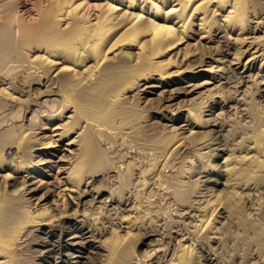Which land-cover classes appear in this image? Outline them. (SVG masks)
<instances>
[{
  "label": "bare ground",
  "instance_id": "bare-ground-1",
  "mask_svg": "<svg viewBox=\"0 0 264 264\" xmlns=\"http://www.w3.org/2000/svg\"><path fill=\"white\" fill-rule=\"evenodd\" d=\"M125 147L148 168L115 167ZM146 191L170 222L144 226ZM31 235L264 264V0H0V264Z\"/></svg>",
  "mask_w": 264,
  "mask_h": 264
},
{
  "label": "rangeland",
  "instance_id": "rangeland-1",
  "mask_svg": "<svg viewBox=\"0 0 264 264\" xmlns=\"http://www.w3.org/2000/svg\"><path fill=\"white\" fill-rule=\"evenodd\" d=\"M19 1H23V0H19ZM30 1V0H28ZM121 149V150H120ZM119 152V154H118ZM117 155V157H116ZM114 156V157H113ZM123 156V157H122ZM139 156H137V154L135 153V150L134 149H129V148H119L118 151L116 152V154H112V158H113V163H114V166L119 168L118 166H120V169L123 170V168L125 166H127L126 164H130L132 166V164H136V165H133V168L137 169L138 167V171L135 170L133 171L134 174H137V172H139V169L141 168L142 170H146L148 167V165L146 164V162H143L140 166L138 165V162L140 163L141 162V159L138 158ZM138 159L137 161L135 159ZM140 160V161H139ZM129 161V162H128ZM133 161V162H132ZM136 161V162H134ZM145 163V164H144ZM116 164V165H115ZM123 165V166H122ZM145 165H147L145 167ZM135 166V167H134ZM123 167V168H122ZM170 170H165V172H168ZM152 182V181H151ZM133 184V183H132ZM133 187V186H132ZM147 194V191L145 192ZM144 195V197L146 198L147 201H145L142 205V208H141V211H143V218H142V221L143 223L145 224L144 226H147L149 224H152V223H155V221H157L158 219H164V217L166 218V220L168 219L167 216L169 217V219L167 221L170 222V216L171 215H174L173 213V209H174V206L173 204L171 203V201L168 199H165L163 198L162 196L158 195V196H155V197H150L149 199V194L147 195ZM159 196H160V199H159ZM158 197V198H157ZM152 198V199H151ZM156 198V199H155ZM162 199V200H161ZM165 199V200H163ZM150 201L152 203H150ZM166 201V202H165ZM149 202V203H147ZM165 202V203H164ZM170 202V203H168ZM149 204V205H148ZM170 204V205H169ZM147 206V207H146ZM168 206V207H167ZM173 206V207H171ZM173 208V209H172ZM168 209V210H167ZM172 211V212H171ZM102 213H104L102 210H101ZM100 211L98 212V214L101 213ZM170 213V214H169ZM106 214V215H105ZM101 215V214H100ZM109 215V216H108ZM102 216H105V217H110V212L107 211L105 212ZM152 222V223H151ZM38 237V236H37ZM39 239L40 238H35L33 237V235L29 236L28 239L26 238V242L23 244V248L21 250V253H20V256L19 258H22V260L26 263V264H34V263H40L37 259L39 258V256L43 254V260L46 262L45 264H73L72 260H67V258H65V256L67 255H70L72 252L71 251H81L83 252L84 254L82 255L83 259L81 260V264H97V262L99 261V256L97 257V255L94 254L93 250L92 249H88L86 247H84L82 250L78 249V250H73L71 247L69 246H64L63 243H60L59 240H57L56 238H54L53 240L50 241V245L46 246V247H38L39 245H41L42 243L39 244ZM57 240V241H56ZM29 241V242H28ZM168 241L167 240H164L163 242H154V243H151L150 247L148 248H145V249H142L140 250L139 253H141L143 256H149L150 253H152V248L153 250L156 249V248H161L163 250H165V248L167 249L169 247V245H166ZM170 243V242H168ZM165 244V245H163ZM172 243H170V246H171ZM38 245V246H37ZM154 245V246H153ZM43 246V244H42ZM81 246V245H80ZM156 246V247H155ZM164 246V247H163ZM65 247V248H64ZM50 249V250H49ZM52 249V250H51ZM70 249V250H69ZM77 249V248H75ZM170 249V247L168 248ZM47 253H46V251ZM149 252H148V251ZM42 251V252H40ZM41 254H40V253ZM91 254H89V253ZM94 254V255H92ZM75 255H77V253H75ZM45 256V257H44ZM96 256V257H95ZM140 257L139 258L141 260L144 261V263L146 264H150L151 261H149L146 257ZM86 258V259H85ZM145 259V260H144ZM149 261V263H148ZM168 261V257H164L163 260H162V264H166ZM48 262V263H47Z\"/></svg>",
  "mask_w": 264,
  "mask_h": 264
}]
</instances>
